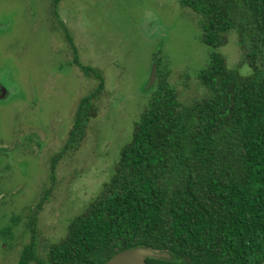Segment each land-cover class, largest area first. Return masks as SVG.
Masks as SVG:
<instances>
[{
  "label": "rangeland",
  "instance_id": "1",
  "mask_svg": "<svg viewBox=\"0 0 264 264\" xmlns=\"http://www.w3.org/2000/svg\"><path fill=\"white\" fill-rule=\"evenodd\" d=\"M56 10L106 88L84 142L57 160L53 176L82 99L100 83L75 63ZM228 37L219 51L251 76L238 32ZM212 51L202 17L180 0H0V79L11 88L0 100V264H18L33 235L44 257L102 191L150 103L154 63L193 102L209 94L199 74Z\"/></svg>",
  "mask_w": 264,
  "mask_h": 264
},
{
  "label": "trees",
  "instance_id": "2",
  "mask_svg": "<svg viewBox=\"0 0 264 264\" xmlns=\"http://www.w3.org/2000/svg\"><path fill=\"white\" fill-rule=\"evenodd\" d=\"M180 2L202 17L203 41L213 48L199 74L208 96L182 101L158 69L150 103L111 179L44 257L33 235L18 264H106L139 246L172 255L148 258V264L264 263V0ZM55 14L75 63L100 83L82 99L54 165L82 145L106 88ZM233 30L251 76L231 68L219 51ZM35 224L33 217L34 232Z\"/></svg>",
  "mask_w": 264,
  "mask_h": 264
},
{
  "label": "water",
  "instance_id": "3",
  "mask_svg": "<svg viewBox=\"0 0 264 264\" xmlns=\"http://www.w3.org/2000/svg\"><path fill=\"white\" fill-rule=\"evenodd\" d=\"M157 75L158 65L155 62L151 73V85L156 81ZM151 257L171 259L172 255L169 252H158L148 247L139 246L118 252L106 264H148L147 259Z\"/></svg>",
  "mask_w": 264,
  "mask_h": 264
},
{
  "label": "flooded vegetation",
  "instance_id": "4",
  "mask_svg": "<svg viewBox=\"0 0 264 264\" xmlns=\"http://www.w3.org/2000/svg\"><path fill=\"white\" fill-rule=\"evenodd\" d=\"M57 2H59V0H57ZM63 29V28H62ZM64 30V29H63ZM11 90V88L10 87H8V86H6L2 81H1V79H0V100H3V99H6L7 97H8V95H9V92H11L10 91ZM30 136H32V135H30ZM1 142H3V141H1ZM39 143H41V142H39ZM4 144V143H3ZM54 168H55V165H54V160H53V162H52V174H53V176H54V174H55V172H54ZM49 195V194H48ZM47 196V195H46ZM45 196V197H46ZM44 197V198H45ZM43 198V199H44ZM42 199V200H43ZM40 202H42V201H40ZM40 204V203H39ZM39 204H38V208H40V207H42V205L41 206H39ZM16 220V219H15Z\"/></svg>",
  "mask_w": 264,
  "mask_h": 264
}]
</instances>
